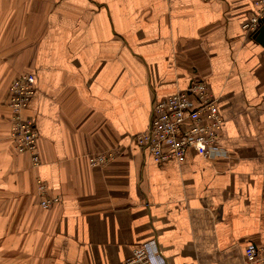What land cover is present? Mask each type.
I'll return each mask as SVG.
<instances>
[{
	"label": "crops",
	"instance_id": "crops-1",
	"mask_svg": "<svg viewBox=\"0 0 264 264\" xmlns=\"http://www.w3.org/2000/svg\"><path fill=\"white\" fill-rule=\"evenodd\" d=\"M254 0H0V264H247L264 246V46ZM39 164L10 138L11 85ZM206 80L225 157L157 163L134 143L155 101ZM112 154L91 166L89 157ZM59 202L40 205L37 181Z\"/></svg>",
	"mask_w": 264,
	"mask_h": 264
},
{
	"label": "built area",
	"instance_id": "built-area-1",
	"mask_svg": "<svg viewBox=\"0 0 264 264\" xmlns=\"http://www.w3.org/2000/svg\"><path fill=\"white\" fill-rule=\"evenodd\" d=\"M264 24V0L253 1V11L243 25L251 35ZM204 79H195L181 92L155 101L149 128L136 135L134 143L147 152L157 163L170 160L181 162L188 151L207 159L225 157L228 151L218 144V133L223 125L217 100ZM11 111L10 138L16 151L30 154L34 165L39 164L37 150L38 133L34 120L25 115L30 99L35 93V78L31 73L16 78L10 88ZM112 154L99 153L89 157L93 167L107 164ZM42 208H49L59 198L49 196L45 184L37 181ZM247 264H264V246L250 245L244 252ZM125 264H166L159 258L154 242L138 245Z\"/></svg>",
	"mask_w": 264,
	"mask_h": 264
},
{
	"label": "water",
	"instance_id": "water-1",
	"mask_svg": "<svg viewBox=\"0 0 264 264\" xmlns=\"http://www.w3.org/2000/svg\"><path fill=\"white\" fill-rule=\"evenodd\" d=\"M255 37L257 42L261 43L264 46V24L261 26Z\"/></svg>",
	"mask_w": 264,
	"mask_h": 264
}]
</instances>
